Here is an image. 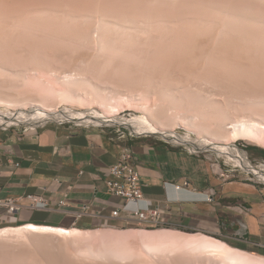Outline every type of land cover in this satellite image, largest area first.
<instances>
[{
    "label": "rangeland",
    "instance_id": "obj_1",
    "mask_svg": "<svg viewBox=\"0 0 264 264\" xmlns=\"http://www.w3.org/2000/svg\"><path fill=\"white\" fill-rule=\"evenodd\" d=\"M43 1L44 2H42V0H0V93L6 92L5 94H9L7 92H11L10 94L12 95L16 94L22 97L40 98L49 109L57 110L60 113L65 112L67 109V113L62 117L66 119H61L62 121L66 122L67 119L73 118L80 119L81 122L84 123L83 127L104 129L108 131L111 136L125 134L126 137L133 138L129 136L130 133H133L137 135L135 138L164 140L175 146L176 144L185 145V147L180 148H188L191 150H195L193 147L197 148L196 146L203 144H228L234 146L236 144L241 149L245 150L252 160H261L257 154L251 155L247 151V148L253 146L264 149L263 0H257V2L256 0H134L135 2L133 0H116L117 2H115V0H61L63 1L62 3L60 0ZM155 1L159 2L155 3ZM180 1L182 2L180 3ZM97 2L101 5L100 7ZM107 2L108 4L106 5ZM124 2H126V5ZM6 4H8V7ZM111 4H113V6L117 5L116 7L114 6L116 9ZM155 4H158V6ZM160 4H165L166 6H161ZM128 5L132 6L129 8ZM67 6H71V8ZM92 6H94V8ZM103 6L104 8L107 6V8L104 9ZM110 7H112L113 10ZM80 11L81 14L79 13ZM124 13L125 16L123 15ZM101 19L105 20L102 21ZM100 23L103 24V26ZM112 26L115 28H111ZM156 26L158 27L156 28ZM144 27L146 29H144ZM147 29L150 30L148 31ZM69 30L71 31L69 32ZM226 40L234 41L238 44L248 43L247 47L250 46V51L246 49L247 55H245V53L242 55L237 53V55L233 50L222 47L223 42ZM45 41L48 44L45 43ZM127 47H129L130 50ZM132 47H135L134 49L136 50ZM12 50L14 51L12 52ZM137 57H140V59ZM32 60H34V63ZM103 68L106 69L103 70ZM99 76H101V78ZM69 77L83 83L85 82V86L83 85L84 88L80 86L81 90L79 89V91L81 94L83 93L80 95L83 96L84 99H87L85 100L86 103L81 105L75 104V106L74 104L68 105L60 100L58 101V98L55 97V91H67V83L65 82L67 79H70ZM166 78H168L167 82ZM172 82H174V84ZM161 85L164 86L162 87ZM92 89L101 94V96L106 95L105 97L109 102L105 104L95 99L96 97L94 98V91ZM29 105L22 106V108L16 107V109L15 107H7L0 102V112L10 114L11 117V121L7 123L1 121L0 126L30 127L29 123L32 122L31 120L14 123V119L20 114L31 113L34 109H37L34 105ZM150 111L160 116L164 115L163 117H165V119H169L170 122L166 125L168 129L166 128L165 132L157 130L156 133L151 134L137 125L142 122L144 118H147V116L150 117ZM114 114L115 116L113 117H117L115 118L117 121H125L128 124L130 123V125L123 127L115 122H110L108 124L107 122L106 124L90 122L93 121V119L90 118L95 116L107 115L106 117H110V115ZM183 116L185 118L193 116L199 119H194L193 125L190 127L185 124V120L182 119ZM45 120L57 121L59 119L56 117H48L45 118ZM195 120L197 122H195ZM156 121L150 120V123H155L157 125H152L159 127V122L157 123ZM242 121L247 123V125L254 130L256 136L232 140L231 135L233 129L236 126H240V122L242 123ZM70 122H72V120ZM211 123H213V126ZM216 123L218 124L216 125ZM206 125L212 129H216L220 126L223 135L226 136L223 138L224 142H219L216 138L213 139V137H209L208 134L206 135V132L204 133L201 128ZM139 134L144 135L140 136ZM174 135L188 139L193 145H189L188 143H176L173 137H169ZM196 150L200 152L202 157H206L207 159L215 158L216 155H219L206 149ZM242 181L252 186L259 187L244 179H242ZM19 225L18 223L11 222L9 219L1 223L0 228L17 227ZM94 230H98L101 233V237L105 239L100 240L99 237L95 236L93 237L95 239L92 240L74 241V239L71 240L69 238L43 237L40 235H27L17 238L12 237L11 239L6 238L7 240L5 238L0 239V264H213L209 262V259L196 257L187 251L177 250V252H173L172 250L174 249H171L170 251L167 250L168 254H164L165 252L167 253V251L163 253L164 250L162 249L163 251L161 252L157 247L155 249H158L161 253H154L153 251L155 249L152 253L149 252L150 249L148 251L146 248L147 245L145 242L142 240L141 242L138 238H129V240L127 239L124 242L121 240L119 243V236L115 237L119 234L117 233L118 231L120 233L134 230L176 231L172 228L164 226H147L140 225L137 222H130L126 225L106 223L92 229V231ZM111 230L116 232L117 235L115 234L113 236L112 233L114 232H109ZM103 231H105V234ZM179 232L190 235L202 234L196 231ZM221 241L250 254L262 256L253 248L234 242ZM148 247L150 248V246ZM184 252H186V254ZM120 253L122 256L124 255L123 258Z\"/></svg>",
    "mask_w": 264,
    "mask_h": 264
},
{
    "label": "crops",
    "instance_id": "obj_2",
    "mask_svg": "<svg viewBox=\"0 0 264 264\" xmlns=\"http://www.w3.org/2000/svg\"><path fill=\"white\" fill-rule=\"evenodd\" d=\"M29 124L32 129L26 131L0 127V200L16 199L23 205L16 215L19 226L92 231L106 223L134 222L123 211L112 217L124 201L106 185L110 168L128 150L146 200L163 210L160 226L200 232L264 256V189L242 179L223 181L211 172L206 157L163 140L111 136L104 129L59 126L45 119ZM186 182L189 187H183ZM28 195L43 196L49 208L32 209ZM63 200L67 205L59 207ZM7 220L0 208V224Z\"/></svg>",
    "mask_w": 264,
    "mask_h": 264
},
{
    "label": "bare ground",
    "instance_id": "obj_3",
    "mask_svg": "<svg viewBox=\"0 0 264 264\" xmlns=\"http://www.w3.org/2000/svg\"><path fill=\"white\" fill-rule=\"evenodd\" d=\"M4 1V0H3ZM12 1V0H11ZM15 1V0H14ZM34 1V0H33ZM49 1V0H48ZM61 1V0H60ZM71 1V0H70ZM88 1V0H87ZM94 1V0H93ZM98 1V0H97ZM134 1V0H133ZM145 1V0H144ZM153 1V0H152ZM169 1V0H168ZM197 1V0H196ZM201 1V0H200ZM224 1V0H223ZM222 1V2H223ZM259 1H262V0H259ZM264 1V0H263ZM6 2V1H5ZM42 2H44L43 0H42ZM51 2V1H50ZM63 1H61V3H62ZM101 2V1H100ZM106 2V1H105ZM112 2V1H111ZM115 2H117L116 0H115ZM127 2V1H126ZM126 2H124V4L126 3ZM129 2V1H128ZM135 2V1H134ZM141 2V1H140ZM139 2V3H140ZM157 1H155V3H156ZM159 2V1H158ZM157 2V3H158ZM162 2V1H161ZM171 2V1H170ZM169 2V3H170ZM178 2V1H177ZM176 2V3H177ZM182 1H180V3H181ZM231 2V1H230ZM229 2V3H230ZM256 2H257V0H256ZM7 3V2H6ZM19 3V2H18ZM55 3V2H54ZM70 3V2H69ZM77 3V2H76ZM83 3V2H82ZM151 3V2H150ZM163 3V2H162ZM168 3V4H169ZM174 3H175V1H174ZM200 3V2H199ZM204 3V2H203ZM259 3V2H258ZM261 3V2H260ZM263 3V2H262ZM10 4V3H9ZM42 4V3H41ZM74 4V3H73ZM97 4H98V2H97ZM103 4V3H102ZM108 4V2L106 3V5ZM114 4V3H113ZM113 4H111L112 6H113ZM118 4V3H117ZM128 4V3H127ZM133 4V3H132ZM154 4V3H153ZM173 4V3H172ZM215 4H216V2H215ZM8 4H6V6H7ZM18 5V4H17ZM22 5V4H21ZM46 5V4H45ZM61 5V4H60ZM63 5V4H62ZM66 5V4H65ZM70 5V4H69ZM99 5V7L101 6L100 4H98ZM126 5V4H125ZM130 5V4H129ZM128 5V7L130 8L131 6H129ZM134 5V4H133ZM147 5H148V3H147ZM155 5H157L158 6V4H155ZM161 5V4H160ZM159 5V6H160ZM170 5V4H169ZM184 5V4H183ZM188 5V4H187ZM200 5V4H199ZM202 5V4H201ZM209 5V4H208ZM207 5V6H208ZM212 5V4H211ZM25 6V5H24ZM55 6V5H54ZM72 6V5H71ZM71 6H67V7H70L71 8ZM83 6V5H82ZM115 6V5H114ZM113 6V7H114ZM117 6V5H116ZM115 6V7H116ZM122 6H124V5H122ZM140 6H142V5H140ZM145 6V5H144ZM161 6H166L165 4L164 5H161ZM168 6V5H167ZM171 6V5H170ZM174 6V5H173ZM177 6V5H176ZM180 6V5H179ZM264 6V5H263ZM8 7V6H7ZM10 7V6H9ZM22 7V6H21ZM29 7V6H28ZM34 7V6H33ZM39 7V6H38ZM64 7V6H63ZM73 7V6H72ZM79 7H80V5H79ZM86 7V6H85ZM93 8H94V6H92ZM91 7V8H92ZM95 7H96V5H95ZM98 7V6H97ZM114 7V8H115ZM149 7V6H148ZM172 7V6H171ZM181 7V6H180ZM191 7V6H190ZM218 7V6H217ZM23 8V7H22ZM57 8V7H56ZM103 8H104V6H103ZM105 8H107V6L105 7ZM104 8V9H105ZM109 8V7H108ZM111 9H112V7H110ZM123 8V7H122ZM143 8H145V7H143ZM153 8H155V7H153ZM168 8V7H167ZM175 8V7H174ZM222 8V7H221ZM8 9V8H7ZM11 9V8H10ZM30 9V8H29ZM36 9H37V7H36ZM48 9H50V8H48ZM63 9V8H62ZM66 9H68V8H66ZM72 9H74V8H72ZM76 9V8H75ZM87 9V8H86ZM102 9V8H101ZM116 9V8H115ZM137 9V8H136ZM136 9H134V10H136ZM146 9V8H145ZM156 9V8H155ZM173 9V8H172ZM176 9V8H175ZM179 9V8H178ZM178 9H177V11H178ZM185 9V8H184ZM183 9V10H184ZM201 9V8H200ZM223 9V8H222ZM5 10V9H4ZM54 10V9H53ZM78 10V9H77ZM84 10V9H83ZM95 10V9H94ZM98 10H99V8H98ZM113 10V9H112ZM112 10H111V12H112ZM123 10V9H122ZM128 10H130V9H128ZM132 10V9H131ZM154 10V9H153ZM157 10V9H156ZM182 10V9H181ZM195 10V9H194ZM234 10V9H233ZM238 10H240V9H238ZM18 11V10H17ZM88 11H90V10H88ZM176 11V10H175ZM246 11V10H245ZM36 12V11H35ZM60 12H61V10H60ZM69 12V11H68ZM99 12V11H98ZM119 12V11H118ZM122 12V11H121ZM180 12V11H179ZM195 12H196V10H195ZM225 12V11H224ZM240 12V11H239ZM47 13V12H46ZM50 13V12H49ZM76 13V12H75ZM80 14H81V11L79 12ZM86 13V12H85ZM85 13H84V15H85ZM93 13V12H92ZM102 13V12H101ZM114 13V12H113ZM123 13V12H122ZM185 13V12H184ZM204 13V12H203ZM218 13V12H217ZM5 14V13H4ZM42 14V13H41ZM109 14V13H108ZM107 14V15H108ZM117 14V13H116ZM131 14V13H130ZM134 14V13H133ZM153 14V13H152ZM192 14V13H191ZM205 14V13H204ZM203 14V15H204ZM212 14V13H211ZM245 14V13H244ZM247 14H249V13H247ZM11 15V14H10ZM50 15V14H49ZM57 15V14H56ZM55 15V16H56ZM61 15V14H60ZM64 15V14H63ZM65 15H67V14H65ZM96 15H97V13H96ZM113 15V14H112ZM118 15H119V13H118ZM124 16H125V13L123 14ZM180 15H182V14H180ZM201 15V14H200ZM203 15H202V17H203ZM237 15V14H236ZM263 15V14H262ZM31 16H33V15H31ZM30 16V17H31ZM92 16V15H91ZM116 16V15H115ZM185 16V15H184ZM184 16H183V18H184ZM210 16V15H209ZM213 16V15H212ZM250 16V15H249ZM12 17V16H11ZM29 17V16H28ZM42 17V16H41ZM118 17H120V16H118ZM150 17V16H149ZM199 17V16H198ZM201 17V18H202ZM205 17V16H204ZM207 17V16H206ZM27 18V17H26ZM88 18V17H87ZM90 18H92V17H90ZM109 18V17H108ZM121 18V17H120ZM123 18H125V17H123ZM153 18V17H152ZM178 18V17H177ZM220 18V17H219ZM257 18V17H256ZM263 18V17H262ZM55 19V18H54ZM84 19V18H83ZM179 19V18H178ZM204 19V18H203ZM245 19V18H244ZM10 20V19H9ZM45 20V19H44ZM43 20V21H44ZM48 20V19H47ZM57 20V19H56ZM68 20H70V19H68ZM92 20V19H91ZM102 20V19H101ZM100 20V21H101ZM105 20V19H104ZM104 20H102V21H104ZM111 20V19H110ZM117 20V19H116ZM115 20V21H116ZM148 20V19H147ZM149 20H150V18H149ZM210 20V19H209ZM229 20V19H228ZM41 21V20H40ZM63 21V20H62ZM66 21V20H65ZM108 21V20H107ZM119 21V20H118ZM133 21V20H132ZM179 21V20H178ZM9 22V21H8ZM19 22V21H18ZM55 22V21H54ZM138 22V21H137ZM146 22V21H145ZM194 22V21H193ZM192 22V23H193ZM219 22V21H218ZM241 22V21H240ZM16 23V22H15ZM31 23V22H30ZM53 23V22H52ZM66 23V22H65ZM72 23H74V22H72ZM90 23V22H89ZM104 23V22H103ZM129 23H130V21H129ZM186 23V22H185ZM37 24V23H36ZM101 24V23H100ZM105 24V23H104ZM115 24V23H114ZM145 24V23H144ZM148 24V23H147ZM150 24V23H149ZM203 24V23H202ZM221 24V23H220ZM227 24V23H226ZM11 25V24H10ZM68 25V24H67ZM69 25H71V24H69ZM102 26H103V24H101ZM123 25V24H122ZM140 25H143V24H140ZM206 25V24H205ZM230 25V24H229ZM245 25V24H244ZM30 26V25H29ZM108 26H109V24H108ZM128 26V25H127ZM126 26V27H127ZM130 26H131V24H130ZM133 26V25H132ZM144 26V25H143ZM155 26V25H154ZM162 26V25H161ZM183 26V25H182ZM246 26V25H245ZM248 26H249V24H248ZM56 27V26H55ZM92 27V26H91ZM121 27V26H120ZM123 27H125V26H123ZM158 26H156V28H157ZM228 27H230V26H228ZM233 27V26H232ZM244 27V26H243ZM41 28V27H40ZM48 28V27H47ZM57 28V27H56ZM100 28V27H99ZM110 28V27H109ZM108 28V29H109ZM111 28H115V27H111ZM110 28V29H111ZM137 28H139V27H137ZM163 28V27H162ZM2 29V28H1ZM58 29V28H57ZM97 29V28H96ZM127 29V28H126ZM144 29H146L145 27H144ZM153 29V28H152ZM167 29V28H166ZM193 29H195V28H193ZM245 29V28H244ZM247 29V28H246ZM253 29V28H252ZM264 29V28H263ZM20 30V29H19ZM42 30V29H41ZM53 30V29H52ZM60 30V29H59ZM64 30V29H63ZM85 30V29H84ZM103 30V29H102ZM117 30V29H116ZM122 30H124V29H122ZM148 30V29H147ZM150 30V29H149ZM148 30V31H149ZM158 30V29H157ZM161 30V29H160ZM175 30V29H174ZM184 30V29H183ZM190 30V29H189ZM222 30H223V28H222ZM221 30V31H222ZM43 31V30H42ZM56 31V30H55ZM71 30H69V32H70ZM105 31H106V29H105ZM111 31V30H110ZM197 31V30H196ZM237 31V30H236ZM243 31V30H242ZM247 31V30H246ZM14 32V31H13ZM29 32V31H28ZM48 32V31H47ZM61 32V31H60ZM103 32V31H102ZM113 32V31H112ZM122 32V31H121ZM129 32V31H128ZM141 32V31H140ZM209 32V31H208ZM78 33V32H77ZM99 33H100V31H99ZM127 33V32H126ZM197 33V32H196ZM56 34V33H55ZM91 34V33H90ZM94 34V33H93ZM104 34V33H103ZM117 34V33H116ZM131 34H133V33H131ZM149 34H151V33H149ZM170 34V33H169ZM175 34V33H174ZM191 34V33H190ZM84 35V34H83ZM105 35V34H104ZM113 35V34H112ZM146 35V34H145ZM189 35V34H188ZM192 35V34H191ZM19 36V35H18ZM51 36V35H50ZM59 36V35H58ZM115 36V35H114ZM160 36V35H159ZM172 36H174V35H172ZM179 36H180V34H179ZM178 36V37H179ZM183 36V35H182ZM216 36V35H215ZM242 36H244V35H242ZM101 37V36H100ZM105 37V36H104ZM118 37H120V36H118ZM125 37H126V35H125ZM136 37V36H135ZM148 37V36H147ZM151 37H153V36H151ZM177 37V36H176ZM222 37V36H221ZM260 37V36H259ZM56 38H57V36H56ZM106 38V37H105ZM142 38H143V36H142ZM180 38V37H179ZM200 38H201V36H200ZM215 38V37H214ZM23 39H24V37H23ZM100 39V38H99ZM98 39V40H99ZM120 39V38H119ZM161 39V38H160ZM30 40V39H29ZM28 40V41H29ZM60 40V39H59ZM102 40V39H101ZM100 40V41H101ZM106 40V39H105ZM110 40V39H109ZM124 40V39H123ZM127 40V39H126ZM133 40H134V38H133ZM39 41V40H38ZM103 41H104V39H103ZM112 41V40H111ZM115 41H117V40H115ZM121 41V40H120ZM131 41H132V38H131ZM130 41V42H131ZM139 41V40H138ZM155 41V40H154ZM160 41V40H159ZM170 41H172V40H170ZM129 42V41H128ZM169 42V41H168ZM174 42V41H173ZM177 42V41H176ZM42 43H43V41H42ZM45 43H47L46 41H45ZM98 43H101V42H98ZM108 43H109V41H108ZM107 43V44H108ZM120 43V42H119ZM123 43V42H122ZM121 43V44H122ZM133 43V42H132ZM151 43V42H150ZM160 43H162V42H160ZM188 43V42H187ZM244 43V42H243ZM16 44V43H15ZM48 44V43H47ZM104 44V43H103ZM102 44V45H103ZM135 44V43H134ZM159 44V43H158ZM169 44V43H168ZM171 44H172V42H171ZM247 44L248 43H244V44H242V43H240V44H238L237 42L235 43L234 41H230V40H226V41H224L223 42V44H222V47L223 48H225V49H231V50H233L236 54L238 53V54H240V55H242V54H244L245 53V55H247L246 54V49H248L249 50V47H247ZM119 45V44H118ZM139 45H141V44H139ZM216 45V44H215ZM260 45H261V43H260ZM56 46V45H55ZM60 46V45H59ZM110 46H111V44H110ZM116 46V45H115ZM122 46V45H121ZM133 46V45H132ZM153 46V45H152ZM168 46V45H167ZM195 46V45H194ZM62 47V46H61ZM105 47V46H104ZM125 47H126V45H125ZM176 47V46H175ZM191 47V46H190ZM196 47V46H195ZM204 47V46H203ZM206 47V46H205ZM221 47V46H220ZM40 48V47H39ZM54 48H56V47H54ZM109 48V47H108ZM127 48H129V47H127ZM126 48V49H127ZM133 48V47H132ZM135 48V47H134ZM133 48V49H134ZM184 48V47H183ZM252 48V47H251ZM31 49V48H30ZM60 49V48H59ZM117 49V48H116ZM166 49V48H165ZM193 49V48H192ZM205 49V48H204ZM261 49V48H260ZM15 50V49H14ZM14 50H12V52L14 51ZM19 50V49H18ZM72 50V49H71ZM83 50V49H82ZM106 50H107V48H106ZM129 50H130V48H129ZM134 50H136V49H134ZM156 50H158V49H156ZM252 50V49H251ZM262 50V49H261ZM22 51V50H21ZM53 51V50H52ZM68 51V50H67ZM86 51V50H85ZM105 51V50H104ZM112 51V50H111ZM122 51V50H121ZM159 51V50H158ZM162 51V50H161ZM250 51V50H249ZM249 51H248V53H249ZM16 52V51H15ZM14 52V53H15ZM35 52V51H34ZM108 52V51H107ZM106 52V53H107ZM110 52V51H109ZM113 52V51H112ZM117 52V51H116ZM126 52V51H125ZM72 53V52H71ZM80 53V52H79ZM90 53V52H89ZM100 53H101V51H100ZM121 53V52H120ZM130 53V52H129ZM160 53V52H159ZM256 53H257V51H256ZM24 54V53H23ZM31 54H32V52H31ZM98 54V53H97ZM110 54H111V52H110ZM109 54V55H110ZM124 54V53H123ZM133 54V53H132ZM143 54V53H142ZM149 54V53H148ZM175 54V53H174ZM237 54V55H238ZM73 55V54H72ZM79 55V54H78ZM126 55V54H125ZM130 55V54H129ZM144 55V54H143ZM154 55V54H153ZM188 55V54H187ZM249 55V54H248ZM42 56V55H41ZM92 56V55H91ZM98 56V55H97ZM102 56V55H101ZM113 56V55H112ZM115 56V55H114ZM127 56V55H126ZM156 56V55H155ZM160 56V55H159ZM257 56V55H256ZM24 57H25V55H24ZM35 57V56H34ZM100 57V56H99ZM118 57V56H117ZM175 57V56H174ZM187 57V56H186ZM261 57V56H260ZM38 58V57H37ZM57 58H58V56H57ZM138 58V57H137ZM136 58V59H137ZM147 58H148V56H147ZM224 58V57H223ZM6 59V58H5ZM31 59V58H30ZM73 59V58H72ZM93 59V58H92ZM100 59V58H99ZM114 59V58H113ZM112 59V60H113ZM121 59V58H120ZM133 59V58H132ZM138 59H140V57L138 58ZM152 59V58H151ZM162 59V58H161ZM164 59V58H163ZM2 60V59H1ZM23 60V59H22ZM40 60V59H39ZM52 60V59H51ZM135 60V59H134ZM157 60V59H156ZM15 61V60H14ZM21 61V60H20ZM33 61V63H34V60H32ZM32 61H31V63H32ZM37 61V60H36ZM130 61H131V59H130ZM144 61V60H143ZM161 61V60H160ZM164 61V60H163ZM175 61V60H174ZM216 61V60H215ZM218 61V60H217ZM244 61V60H243ZM263 61V60H262ZM43 62V61H42ZM92 62V61H91ZM135 62V61H134ZM139 62V61H138ZM148 62V61H147ZM146 62V63H147ZM157 62V61H156ZM251 62V61H250ZM22 63V62H21ZM30 63V62H29ZM158 63V62H157ZM161 63V62H160ZM181 63V62H180ZM221 63V62H220ZM18 64V63H17ZM101 64V63H100ZM115 64V63H114ZM150 64V63H149ZM165 64H166V62H165ZM223 64V63H222ZM262 64V63H261ZM5 65V64H4ZM20 65V64H19ZM22 65H23V63H22ZM30 65V64H29ZM37 65V64H36ZM52 65V64H51ZM88 65V64H87ZM128 65V64H127ZM26 66V65H25ZM32 66V65H31ZM35 66V65H34ZM43 66V65H42ZM46 66V65H45ZM53 66V65H52ZM107 66V65H106ZM20 67V66H19ZM22 67H24V66H22ZM38 67H41V66H38ZM171 67V66H170ZM225 67V66H224ZM236 67V66H235ZM263 67V66H262ZM34 68V67H33ZM44 68H46V67H44ZM1 69V68H0ZM51 69V68H50ZM106 68H103V70H105ZM195 69V68H194ZM110 70V69H109ZM164 70V69H163ZM217 70V69H216ZM226 70V69H225ZM236 70V69H235ZM244 70V69H243ZM154 71V70H153ZM168 71H169V69H168ZM26 72V71H25ZM99 72V71H98ZM155 72V71H154ZM200 72V71H199ZM226 72V71H225ZM236 72V71H235ZM103 73V72H102ZM121 73V72H120ZM216 73H217V71H216ZM227 73V72H226ZM245 73V72H244ZM54 74V73H53ZM109 74V73H108ZM149 74V73H148ZM5 75H6V73H5ZM74 75V74H73ZM86 75V74H85ZM162 75V74H161ZM217 75V74H216ZM95 76V75H94ZM108 76V75H107ZM150 76V75H149ZM167 76V75H166ZM100 78H101V76H99ZM247 77V76H246ZM255 77V76H254ZM16 78V77H15ZM70 78V77H69ZM99 78V79H100ZM152 78H153V76H152ZM205 78V77H204ZM35 79V78H34ZM141 79V78H140ZM143 79V78H142ZM168 78H166V82L168 81L167 80ZM133 80H135V79H133ZM138 80V79H137ZM147 80V79H146ZM188 80V79H187ZM232 80V79H231ZM24 81H25V79H24ZM30 82V81H29ZM34 82V81H33ZM170 82V81H169ZM168 82V83H169ZM65 83H67V91H65V92H63V91H55V97L56 98H58V101L60 100L61 102H64V103H67L68 105H70V104H74V106H75V104H84V103H86L85 102V100H87V99H84L83 98V96H81L82 94H81V92L79 91V89H80V86L82 87L84 84H85V82L83 83V82H80V81H77V80H75V79H67L66 80V82ZM83 83V84H82ZM88 83V82H87ZM134 83V82H133ZM159 83V82H158ZM173 84H174V82H172ZM188 83V82H187ZM178 84H179V82H178ZM31 85V84H30ZM87 85V84H86ZM151 85V84H150ZM153 85V84H152ZM85 86V85H84ZM84 86H83V88H84ZM162 86V85H161ZM164 86V85H163ZM162 86V87H163ZM15 87V86H14ZM25 87V86H24ZM88 87V86H87ZM93 87V86H92ZM91 87V88H92ZM216 88V87H215ZM256 88H258V87H256ZM3 89V88H2ZM66 89V88H65ZM179 89V88H178ZM1 90V89H0ZM13 90V89H12ZM18 90V89H17ZM29 90V89H28ZM32 90V89H31ZM56 90V89H55ZM81 90V89H80ZM93 90V89H92ZM175 90V89H174ZM184 90V89H183ZM192 90V89H191ZM15 91H16V89H15ZM53 91H54V89H53ZM94 91V90H93ZM99 91V90H98ZM163 91V90H162ZM185 92V91H184ZM183 92V93H184ZM6 93V92H5ZM5 93H0V102L1 103H3L4 105H6L7 107L9 106V107H21L22 108V106H25V105H34V107H37V109H34V111L33 112H31V113H27V114H20L17 118H15L14 120H15V122L14 123H16V122H26V121H32V122H38V121H40V120H42V119H45V118H48V117H56L57 119H59V120H61V119H66V118H62L66 113H67V109H66V111L65 112H63V113H60L59 111H55V110H53V109H49L48 107H47V105L45 104V102H43V100L42 99H40V98H33V97H26V96H19V95H12V94H10L11 92H7V93H9V94H5ZM53 93V92H52ZM166 93H168V92H166ZM191 93V92H190ZM34 94V93H33ZM44 94V93H43ZM81 94V95H80ZM154 94V93H153ZM177 94H178V92H177ZM186 94V93H185ZM161 95V94H160ZM166 95V94H165ZM164 95V96H165ZM183 95V94H182ZM46 96V95H45ZM86 96V95H85ZM90 96V95H89ZM94 98L95 99H97V100H99L100 102H102V103H105V104H107V102H109V100L105 97V96H101V94H99V93H97V92H95L94 91ZM191 96V95H190ZM189 96V97H190ZM38 97V96H37ZM166 97H169V96H166ZM172 97V96H171ZM192 97H193V95H192ZM230 98V97H229ZM171 99V98H170ZM175 99V98H174ZM189 99V98H188ZM194 99V98H193ZM218 99V98H217ZM160 100H161V97H160ZM167 100V99H166ZM177 100H180V99H177ZM183 100V99H182ZM191 100V99H190ZM98 101V102H99ZM235 101V100H234ZM60 102V103H61ZM244 102V101H243ZM172 103V102H171ZM104 104V105H105ZM231 104H232V102H231ZM29 105V106H30ZM233 105V104H232ZM256 105V104H255ZM101 106V105H100ZM196 106H198V105H196ZM208 106V105H207ZM213 106V105H212ZM246 106V105H245ZM174 107V106H173ZM172 107V108H173ZM264 107V106H263ZM262 107V108H263ZM110 108H112V107H110ZM164 108V107H163ZM229 108V107H228ZM17 109V108H16ZM114 109V108H113ZM113 109H112V111H113ZM190 109V108H189ZM170 110V109H169ZM194 110V109H193ZM256 110V109H255ZM114 111H116V110H114ZM213 111V110H212ZM69 112V111H68ZM118 112V111H117ZM151 112V111H150ZM162 112V111H161ZM196 112V111H195ZM220 112V111H219ZM95 113V112H94ZM115 113V112H114ZM112 114V113H111ZM117 114V113H116ZM202 114V113H201ZM78 115V114H77ZM80 115V114H79ZM82 115H83V113H82ZM109 115V114H108ZM119 115V114H118ZM203 115V114H202ZM201 115V116H202ZM68 116V115H67ZM107 116V115H106ZM106 116H95V117H93V118H90V119H93V121H90L91 123H106L107 122V124L108 123H110V122H115L116 124H118V125H122V126H127V125H130V123L128 124L127 122H125V121H117L115 118H117V117H113V116H115V114L114 115H110V117H106ZM117 116V115H116ZM164 116V115H163ZM163 116H160V115H158V114H156V113H154V112H151L150 113V117L149 116H147V118H144L143 119V121L142 122H140V123H138L137 125L139 126V127H142L145 131H147V133H156L157 132V130H161V131H164L165 132V129L167 128L168 129V126H166L167 125V123H169L170 121H169V119H165V117H163ZM200 116V117H201ZM216 116V115H215ZM222 116V115H221ZM60 117V118H59ZM79 117V116H78ZM81 117V116H80ZM82 117H84V116H82ZM90 117V116H89ZM227 117V116H226ZM110 118V119H109ZM180 118V117H179ZM203 118V117H202ZM201 118V119H202ZM218 118V117H217ZM238 118V117H237ZM182 119H184L185 120V124H187L188 126H192L193 125V121H194V119H196V120H198L199 118H195V117H193V116H191V117H187V118H185L184 116L182 117ZM214 119V118H213ZM34 120V121H33ZM56 120V119H55ZM59 120H57V121H59ZM72 120V123H78V124H81V125H84V123H82L81 122V120L80 119H75V118H73V119H67V121L66 122H70ZM82 120H83V118H82ZM150 120H152V121H156L157 123L159 122V127L158 126H154V125H152V124H155V123H150ZM195 120V122H197ZM249 120V119H248ZM1 121H3V122H5V123H7V122H9V121H11V117H10V114H5V113H2V112H0V122ZM62 121V120H61ZM87 121H88V119H87ZM245 121V120H244ZM51 122H55V121H51ZM200 122V121H199ZM207 123V122H206ZM239 123V122H238ZM180 124V123H179ZM196 124V123H195ZM200 124V123H199ZM205 124V123H204ZM212 124V126H213V123H211ZM218 123H216V125H217ZM228 124V123H227ZM155 125H157V124H155ZM210 125V124H209ZM216 125H214V126H216ZM238 125V124H237ZM211 126V125H210ZM3 127V126H2ZM7 127H12V126H7ZM36 127H39V125H37V126H35L34 128H36ZM235 127V126H234ZM29 128H31V127H29ZM203 130L202 131H204V133L206 132V135L208 134L209 135V137L211 136V137H213V139L214 138H216L217 139V141L219 140V142H224V137H226V136H224L223 135V131H221L222 130V128L220 127V126H218V128H210V127H208L207 125L206 126H202L201 127ZM32 129V128H31ZM167 131V130H166ZM169 131V130H168ZM225 134V133H224ZM231 134V133H230ZM140 135V134H139ZM144 134H142V135H140V136H143ZM226 135V134H225ZM256 136V134H255V132H254V130H252L248 125H247V123H244L243 121H242V123L240 122V126H236L234 129H233V133H232V135H231V139L233 140V139H239V138H249V137H255ZM169 137H173L175 140H176V143H188L189 145H191L192 143L188 140V139H185V138H182V137H177V136H169ZM230 138V137H229ZM218 142V143H219ZM209 144V143H208ZM177 145V144H176ZM179 145H181V144H179ZM193 145V144H192ZM198 145H200V144H198ZM186 146H188V145H186ZM197 148H195V147H193L195 150L196 149H201V150H204V149H206V150H209V151H213V152H215L216 154H219V155H222V154H227L230 158H233L234 160H236L237 159V155L234 153V150L236 149V147L234 146V145H223V144H221V145H200V146H196ZM199 147V148H198ZM205 150V151H206ZM197 151V150H196ZM223 153H222V152ZM218 152V153H217ZM238 152V155H240V153L241 152H239V151H237ZM247 169L249 170V167H247ZM101 231V230H100ZM112 231L113 230H111V231H109V232H111L112 233ZM105 231H103V233H104ZM108 232V231H107ZM114 232V231H113ZM117 233H119L118 235H117ZM114 232V233H112L113 234V236L116 234L117 236H115V237H118L119 236V238H120V240H119V243H120V241L122 240L123 242L124 241H126L127 239L129 240V238H138L140 241L142 240L143 242H145V244L147 245V249H148V251H149V249H150V251L149 252H152L155 248H157L158 247V249H160L161 250V252L163 251V253L165 252V251H167V250H171V249H174V250H172L173 252L174 251H176L177 252V250L179 251H181V250H183V251H187V252H189L190 254H193L194 256H196V257H202L203 259L205 258V259H209L208 261L209 262H212L213 264H264V256H259V255H255V254H250V253H248V252H246V251H243V250H241V249H238V248H234V247H232V246H230L229 244H227V243H225V242H223V241H221V240H219V239H216V238H213V237H210V236H207V235H190V234H186V233H182V232H179V231H171V230H161V231H146V230H134V231H124V232ZM105 234V233H104ZM112 234H111V236H112ZM27 235H40V236H43V237H62V238H69V239H71V240H73L74 239V241L75 240H81V241H83V240H92V239H95V238H93V237H95V236H97V237H99V239L101 240V239H105V238H102L101 237V233L98 231V230H94V231H81V230H79V229H65V228H55V227H50V226H37V225H34V224H28V225H23V226H18V227H6V228H1L0 229V239H3V238H12V237H23V236H27ZM100 235V236H99ZM109 235H110V233H109ZM101 237V238H100ZM122 238V239H121ZM125 240H124V239ZM7 240V239H6ZM97 240V239H96ZM106 240H108V239H106ZM112 240H114V239H112ZM131 240V239H130ZM136 240V239H135ZM78 241V242H79ZM103 241V240H102ZM105 241V240H104ZM114 241H116V240H114ZM141 241V242H142ZM77 242V243H78ZM84 243V242H83ZM87 243V242H86ZM115 243V242H114ZM117 243V242H116ZM145 245V246H146ZM148 246H150V248L148 247ZM153 248H152V247ZM152 248V249H151ZM46 249V248H45ZM144 249V248H143ZM158 249H155L153 252L154 253H161V252H159V250ZM163 249V250H162ZM166 249V250H165ZM182 251V252H183ZM152 252V253H153ZM117 253V252H116ZM129 253V252H128ZM185 254H186V252H184ZM119 254V253H118ZM164 254H168V251H167V253L165 252ZM174 254V253H173ZM116 255V254H115ZM120 255H121V253H120ZM182 255H184V254H182ZM117 256V255H116ZM122 256V255H121ZM124 256V255H123ZM123 256H122V258H123ZM188 256V255H187ZM118 257V256H117ZM154 257V256H153ZM156 257V256H155ZM186 257V256H185ZM121 259V258H120ZM191 259V258H190ZM198 259V258H197ZM197 259H195V260H197ZM199 261V260H198ZM122 262V261H121ZM125 262V261H124ZM195 262V261H194Z\"/></svg>",
    "mask_w": 264,
    "mask_h": 264
},
{
    "label": "built area",
    "instance_id": "obj_4",
    "mask_svg": "<svg viewBox=\"0 0 264 264\" xmlns=\"http://www.w3.org/2000/svg\"><path fill=\"white\" fill-rule=\"evenodd\" d=\"M55 123L59 126L67 124H73L78 127L84 126L61 120L55 121ZM0 127L5 130L21 128V126ZM29 129L31 128L25 127V131ZM121 136L123 138L126 137L125 134ZM129 136L133 138L137 137L133 133H130ZM166 143L171 144L169 142ZM176 146L185 147V145ZM235 147L236 160L230 158L227 154L216 155L215 158L208 159L211 172L223 181L242 178L264 189V161L252 160L245 150L236 144ZM185 149L192 154L200 155V152L188 148ZM237 151L241 152L240 155H238ZM247 167H249V170ZM109 173L111 178L106 181L109 193L124 201L123 205L112 213V217L118 218L123 211L134 216V222L140 225L160 226L163 210L160 207L151 206L146 200L143 193L141 175L135 164L134 154L128 150L124 151L119 157L118 162L110 168ZM183 187H189V183L186 182ZM176 188L180 189L181 187L177 186ZM25 199L29 201L30 207L34 210L49 208L47 200L41 195H28ZM66 205L67 203L64 200L58 204L59 207H65ZM0 208H4L10 221L16 223V215L21 212L23 205L16 199H7L0 200Z\"/></svg>",
    "mask_w": 264,
    "mask_h": 264
},
{
    "label": "trees",
    "instance_id": "obj_5",
    "mask_svg": "<svg viewBox=\"0 0 264 264\" xmlns=\"http://www.w3.org/2000/svg\"><path fill=\"white\" fill-rule=\"evenodd\" d=\"M247 151L256 152L257 154L261 155L264 158V149L262 148L250 146L247 148Z\"/></svg>",
    "mask_w": 264,
    "mask_h": 264
}]
</instances>
